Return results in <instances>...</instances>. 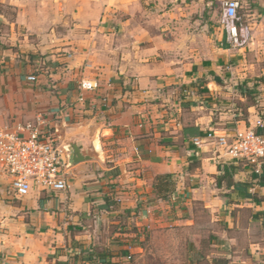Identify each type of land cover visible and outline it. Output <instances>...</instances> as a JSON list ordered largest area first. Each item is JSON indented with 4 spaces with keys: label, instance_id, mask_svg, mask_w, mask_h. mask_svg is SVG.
I'll return each mask as SVG.
<instances>
[{
    "label": "crops",
    "instance_id": "crops-1",
    "mask_svg": "<svg viewBox=\"0 0 264 264\" xmlns=\"http://www.w3.org/2000/svg\"><path fill=\"white\" fill-rule=\"evenodd\" d=\"M64 1L0 0L17 11L12 21L0 14L1 121L42 115L87 158L68 169L63 192L18 198L0 172V264H94L103 250L112 264H148L153 233L194 229V203L214 218L210 250L180 264H264V166L223 159L213 142L193 145L210 130L231 135L264 121V0H242L240 44L218 14L224 0ZM254 68L262 80L249 77ZM82 79L99 88L80 92ZM225 164L236 167L232 184L217 187ZM166 174L176 182L169 201L153 190Z\"/></svg>",
    "mask_w": 264,
    "mask_h": 264
},
{
    "label": "built area",
    "instance_id": "built-area-1",
    "mask_svg": "<svg viewBox=\"0 0 264 264\" xmlns=\"http://www.w3.org/2000/svg\"><path fill=\"white\" fill-rule=\"evenodd\" d=\"M46 2L48 0H27ZM222 15L235 44H240L237 24L239 3L237 0L221 2ZM28 80L36 81L35 76ZM99 88L95 81L82 79L80 92H93ZM82 100V99H81ZM213 142L219 156L234 162H245L260 172L264 166V121L258 120L253 128L237 130L235 134L210 130L193 139V145L201 148ZM68 158L60 145L55 129L42 115L33 121L3 123L0 118V172L8 175L10 186L18 198L29 196L32 191L63 192L69 188ZM131 259V257H129Z\"/></svg>",
    "mask_w": 264,
    "mask_h": 264
},
{
    "label": "rangeland",
    "instance_id": "rangeland-1",
    "mask_svg": "<svg viewBox=\"0 0 264 264\" xmlns=\"http://www.w3.org/2000/svg\"><path fill=\"white\" fill-rule=\"evenodd\" d=\"M58 1L59 0H48L47 2H51L56 5H59ZM63 2L65 3L64 0H60V3H63ZM30 4H34L35 6H38V7L39 5L43 6L39 2H30ZM217 8H218V14L221 15L222 14L221 4L218 3ZM248 11H249V5H246L244 1L239 0L238 16L240 18V21L238 22L237 27H238V35H239L240 43L244 40V36L242 35V32L247 31L249 28L248 26L249 22L246 21V15ZM0 14L5 15L8 18V20L12 21L15 19L17 11L14 7H11L7 4H0ZM31 39L33 38L31 37ZM237 65H239V63L234 65V67H237ZM235 71H236V77L239 80L238 86L241 89L240 92L242 93V90H245L247 92L248 83L243 85L241 83V80H244V79H241V78H245V77H242V75L248 73V69L246 70L245 68L241 67L237 69L235 68ZM233 73H234V70L231 69V66H228V67L224 66L222 69V74L224 76L225 75L229 76V75H232ZM249 77H254L257 80L263 79V76H261V72H259V70L255 68L253 70L251 69V73ZM245 91H243V93ZM237 100L238 99L234 101L236 105L238 104ZM231 101L228 100V101H223L222 103H218L219 104L218 107L212 108V109L215 110V114L219 115L220 112H223L224 110H226L227 104H230ZM193 206H194V209H193V214L191 217H193L192 219L195 221V226L193 227L194 229L178 228V229L170 231V233L167 232L169 229H164V230H160L157 234L153 233L152 245H149L151 243H149L148 245L150 246L149 251L152 252L154 257L157 259H155L154 262L149 261L148 264H180V262L186 261V259L190 255L196 254L195 253L196 250H199V251L204 250V252H207V249H202L203 247L200 248L196 242L199 239L200 240L208 239L209 232L212 226L211 223H212V220H214V218L209 211L203 208V205L199 203H194ZM92 221L94 222L96 221V219L93 217ZM123 222L124 221L121 220V223L117 227L116 225H111L109 227L110 229L107 230L108 231L107 237L110 238L109 240L113 238V231H117V232L123 231V228L125 227V224ZM89 230H90L89 225H87V231ZM91 230L93 231V228ZM114 238H117V240L119 239L125 240V237H114ZM165 238L170 240V243L167 246H163L161 245V243H159L162 239H165ZM172 238L179 239L180 243L176 242L175 239L172 240ZM182 238H188L189 240L188 244L185 242L181 244ZM109 240L104 241L105 246H107V243L109 242ZM156 260L158 261L156 262ZM127 262H131V264H133L132 259L128 258Z\"/></svg>",
    "mask_w": 264,
    "mask_h": 264
},
{
    "label": "trees",
    "instance_id": "trees-1",
    "mask_svg": "<svg viewBox=\"0 0 264 264\" xmlns=\"http://www.w3.org/2000/svg\"><path fill=\"white\" fill-rule=\"evenodd\" d=\"M222 171H223V175L217 178V187H223V186L230 187L233 181V176L236 172V167L229 164H225L223 166ZM175 188H176V182H175V175L173 174L160 175L156 177L153 186V190L157 198L164 201H169L171 199V197L175 192ZM202 247H203L202 249H207V251L210 250L207 244V240L202 241ZM199 252H200L199 254L205 255L204 250H201ZM101 255L103 256V258H101L100 261L97 260L98 258L101 257ZM109 255L113 257V254H111V252H107L106 250H103L102 253L97 255V259L94 261V264H98V263L112 264L111 260H106V257H109ZM123 255H127V254H123ZM219 264H223V263L219 262Z\"/></svg>",
    "mask_w": 264,
    "mask_h": 264
},
{
    "label": "water",
    "instance_id": "water-1",
    "mask_svg": "<svg viewBox=\"0 0 264 264\" xmlns=\"http://www.w3.org/2000/svg\"><path fill=\"white\" fill-rule=\"evenodd\" d=\"M60 145L63 147L67 158H68V169L73 166L76 165L78 163H81L85 160H87V158H85L84 156H82L80 149L77 145L75 144H62L61 142H59Z\"/></svg>",
    "mask_w": 264,
    "mask_h": 264
}]
</instances>
